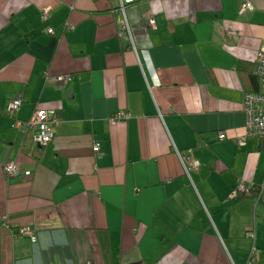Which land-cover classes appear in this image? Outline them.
<instances>
[{
	"label": "crops",
	"instance_id": "1",
	"mask_svg": "<svg viewBox=\"0 0 264 264\" xmlns=\"http://www.w3.org/2000/svg\"><path fill=\"white\" fill-rule=\"evenodd\" d=\"M249 1L0 0V264H264V203L237 189L264 197ZM39 108L46 144L14 125Z\"/></svg>",
	"mask_w": 264,
	"mask_h": 264
},
{
	"label": "built area",
	"instance_id": "2",
	"mask_svg": "<svg viewBox=\"0 0 264 264\" xmlns=\"http://www.w3.org/2000/svg\"><path fill=\"white\" fill-rule=\"evenodd\" d=\"M253 5L249 0H244L243 5L240 8V12L246 11L248 8H252ZM47 12L43 15V20L47 18ZM153 23V20H150ZM49 33H52V28L48 29ZM121 36L132 40V34L129 27V23L125 18V21L122 25ZM255 63V74L258 76L261 82V90L259 93L249 92L245 95L244 99V110L247 114L246 120V132L245 135L249 137H258L264 141V40L256 52V61ZM67 76H63L62 79H66ZM21 104L20 98H15L9 103V109L12 113H14L19 105ZM125 115H127L124 111L119 112L114 115L111 119L114 121L116 119H121ZM59 120V114L54 111L47 112L44 108L37 109L33 115L26 121L15 120V127L18 132L23 134L29 132L32 134L35 142L39 144H46L51 141L54 133L51 129V125L55 124ZM244 137L239 140V142L243 143ZM93 151L95 154L99 151V143L95 142L93 144ZM199 162L195 161L193 164L194 170L197 171L199 169ZM5 170L9 175L18 174L19 170L16 164L8 163L5 166ZM245 184H240L237 188L238 190L245 191ZM35 236L32 237V240H36Z\"/></svg>",
	"mask_w": 264,
	"mask_h": 264
},
{
	"label": "rangeland",
	"instance_id": "3",
	"mask_svg": "<svg viewBox=\"0 0 264 264\" xmlns=\"http://www.w3.org/2000/svg\"><path fill=\"white\" fill-rule=\"evenodd\" d=\"M249 9V8H248ZM40 109V108H39ZM47 112H49V111H54L55 112V114H56V110H53V109H47V108H44ZM27 133H29V132H27ZM26 134V133H25ZM53 139V138H52ZM50 142V141H49ZM246 188V190H245V192H247L248 190V187H245ZM240 191H241V189H240ZM258 200V199H257ZM26 231H27V233L29 232L30 233V229H26ZM247 236L248 237H250L249 236V234H247ZM235 240V239H234ZM252 252L250 253L249 252V254H250V256H249V254L246 256L245 255V257H246V263L245 264H257V262H256V260H257V255H258V251H260V250H258L257 248H255L254 246L252 247ZM234 251V250H233ZM242 250H240V249H237L236 250V252L234 251L233 253H239V252H241ZM261 251H263V250H261ZM241 254V253H240ZM263 256V255H262ZM259 257V256H258ZM262 261L264 260V256L262 257V259H261Z\"/></svg>",
	"mask_w": 264,
	"mask_h": 264
},
{
	"label": "trees",
	"instance_id": "4",
	"mask_svg": "<svg viewBox=\"0 0 264 264\" xmlns=\"http://www.w3.org/2000/svg\"><path fill=\"white\" fill-rule=\"evenodd\" d=\"M252 73V72H251ZM254 74V75H253ZM253 74H252V77L254 78V77H256V74H255V72H253ZM256 78H258V77H256ZM258 91H253L252 93H259L260 92V90H261V82H260V79L258 78ZM247 94V93H246ZM245 94V95H246ZM12 113V112H11ZM13 115H15V112L14 113H12ZM15 120H17V119H15ZM14 120V125H15V123H16V121ZM16 128V127H15ZM245 137H249V136H246V135H244ZM248 191V193L247 194H245V191H238V193L241 195V196H244V195H247V196H249V195H255V196H257L258 197V200H262L263 201V203H264V197L262 196V194L260 193L261 192V190L260 189H254L253 191L251 190V188H249L248 187V189H247ZM241 192V193H240Z\"/></svg>",
	"mask_w": 264,
	"mask_h": 264
},
{
	"label": "bare ground",
	"instance_id": "5",
	"mask_svg": "<svg viewBox=\"0 0 264 264\" xmlns=\"http://www.w3.org/2000/svg\"><path fill=\"white\" fill-rule=\"evenodd\" d=\"M256 61V55H255V60H254V62ZM254 72H255V63H254ZM256 77H258L257 75H256ZM263 141V140H262ZM244 142V141H243ZM264 142V141H263Z\"/></svg>",
	"mask_w": 264,
	"mask_h": 264
}]
</instances>
